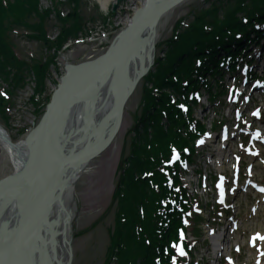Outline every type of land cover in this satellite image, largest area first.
I'll return each mask as SVG.
<instances>
[{
    "label": "trees",
    "instance_id": "obj_1",
    "mask_svg": "<svg viewBox=\"0 0 264 264\" xmlns=\"http://www.w3.org/2000/svg\"><path fill=\"white\" fill-rule=\"evenodd\" d=\"M39 1L0 0V78L15 90L29 73L34 75V94L39 97L32 94L31 101L36 116L44 111L50 97L41 98V94L55 54L84 32L81 0H48L54 10L43 9ZM226 1L231 3L222 6L225 10L222 18L218 11L222 2L196 13L190 25L166 42L165 58L156 59L154 71L144 78L129 153L112 196L116 203L115 228L109 235L104 264H170L175 252L172 243L178 238L176 230L181 227L183 214L167 200H176L184 209L187 205L182 203L184 189L178 179L175 178L173 188L167 185L163 163H167L173 146L179 149L189 146L196 137L188 130L189 124H193L191 109L185 114L176 104L182 100L187 105L188 93L197 91L202 80L206 81L203 87L210 89L208 76L220 74L221 52L232 53L229 42L234 35L251 26V19H264V0ZM60 9H67L66 14L62 15L64 11ZM52 12L58 33L49 40ZM238 13H244L248 26L236 16ZM18 31L25 32L27 41L39 42L53 51V56L42 62L19 59L11 38ZM196 130H203L200 124ZM178 186L180 189H176Z\"/></svg>",
    "mask_w": 264,
    "mask_h": 264
},
{
    "label": "rangeland",
    "instance_id": "obj_2",
    "mask_svg": "<svg viewBox=\"0 0 264 264\" xmlns=\"http://www.w3.org/2000/svg\"><path fill=\"white\" fill-rule=\"evenodd\" d=\"M98 1L81 0V23L83 24L84 32L79 33L78 36L84 38L88 35V38L74 41V43L66 45L60 53L55 54L54 63L47 70L48 75L46 80H44L45 85L41 98L49 96L56 88V83H53V81H58L60 76L63 75L62 70L65 61L75 65L76 63L96 58L105 50L107 44L113 40L114 36L125 27L132 13L143 4L144 0H119L118 2L116 0H107L109 5L106 9L98 5ZM212 2L215 3L216 0H188L175 7L170 14L169 20L167 22H165V19L162 20L161 28L159 29L158 27L157 49L162 51L166 49V42L170 41L171 32L178 25L177 22L180 23L183 20L184 23L189 22L191 20L189 13H194V10L196 12H205L206 9L210 8ZM224 3L228 4L231 2L226 3L224 1ZM40 4V7L53 9L49 2L45 0H42ZM115 4H117V9L113 12L112 8ZM64 11H67V9H64ZM89 28L91 30L90 34ZM49 30L51 38L58 33L53 19L50 21ZM22 34L23 32L20 31L17 34L13 33L11 37L19 59L23 58L27 61L36 59L42 62L44 59L53 56V51H48L39 42L27 41ZM103 35H106L107 38L104 43L102 40ZM144 78H142L124 108L119 131L101 154L90 161L86 170L76 182L74 191L76 210L72 220L73 229L69 241V249L73 251L71 264H104L106 261L110 244L109 235L115 228L114 211L116 203L112 201V196L121 173L120 168L129 153L134 124L136 123V117L139 116ZM34 80V75L29 73V77L22 80L20 88L13 90L12 87L6 85L5 80L3 82L0 78V88L5 89L0 91V124L8 123L7 130L9 135L17 142L22 141V137H20L22 130L30 128L38 120L31 101L36 86ZM228 83L230 81L227 79L226 84ZM4 91L7 92V95ZM34 95L39 97L37 94ZM8 98H10L9 102L7 101ZM202 102L203 107L197 110L196 115L198 119L204 116L203 122L207 126L210 125L211 119L216 118V116L220 117L221 114L227 115L226 120L230 118L231 105L226 97H224L223 101H215L209 104L203 97ZM262 107H264V104ZM107 162L109 166L106 165ZM199 166L205 167L203 160L200 161ZM214 168L216 169V167ZM12 169V163L5 155V152L0 150V179L9 175ZM199 193L202 194L204 191H199ZM202 228H205V226H202ZM192 233L197 237L200 236L198 229H194ZM204 237H200L199 240L202 241ZM195 255L201 257L205 254L204 251L198 250Z\"/></svg>",
    "mask_w": 264,
    "mask_h": 264
},
{
    "label": "water",
    "instance_id": "obj_3",
    "mask_svg": "<svg viewBox=\"0 0 264 264\" xmlns=\"http://www.w3.org/2000/svg\"><path fill=\"white\" fill-rule=\"evenodd\" d=\"M116 1L118 2L119 0ZM185 1L186 0H145L144 5L134 12L127 27L115 36L104 53L97 56V58L86 62H81L75 65L65 64L63 70L64 76L59 80L56 89H54L43 115L36 123H34L30 130L25 134L23 142L20 143V152L23 153H18V144L10 141L7 131L0 125V141L4 142L9 148H11L12 152L18 153L19 169L16 174H19V182L23 185V188H25L27 192H31L33 197L32 199L31 195H27L29 197L26 198L27 203L32 202L35 208L33 216L34 221L32 222L31 220L29 207L28 209L25 208L19 212V215L21 214L20 217L22 218L21 227L24 229L22 236L23 244L20 248L21 252L19 254L26 251L25 259L26 257L28 258V255H32L34 250H24V247L28 246L29 248L31 245L34 246L38 236V239L40 238L42 242L41 251L43 258L46 261L45 264H53L49 250L46 247L47 240L43 238V236L41 238L40 234L43 225H46L47 215L46 210L43 211V208L39 203L43 198H47V200L44 201L47 204L54 203L55 199L59 200L60 193L64 190L67 184L66 181L65 186H63V181H65L66 177L68 180L69 172L65 173L64 176H58L54 179L58 183L56 186H52L48 188V190L44 189L49 185L48 182L51 177L53 178L58 167L62 164H66L63 163V160L66 159L68 147L72 150L70 156L66 159L71 163L68 170L74 169L73 171L77 174L75 175V179H77L86 164H88L91 159L100 155L105 147L111 143L121 127V125H119V120L122 117L126 102L132 96L134 89L152 65L153 58L151 59V55H153V47L149 46V49L147 50L150 59L146 63V58H144L143 53L144 49H146V44L150 41L152 34L161 19L168 16L175 7L183 4ZM116 9L117 4L113 6L112 11L114 12ZM146 31L147 34L144 35L145 45H142L141 50L143 51H141L142 54H140L135 46L136 39L138 38L137 34ZM131 54L134 63L136 64L137 72L134 76L129 75L126 77V67L130 66L132 60L130 57ZM114 64H117L118 67H123L124 71L122 78H126V83L122 85L120 91L115 92L112 96L110 106L102 114H99V117L91 119L89 123L83 126L81 133L86 134V136L81 139L79 145H76L75 142L72 141L74 136L78 137L76 121L78 118L77 113L79 111L80 103L85 102L89 93L93 90L92 87L96 81L95 77L97 79L99 75H103V73L107 72L108 69L102 70L104 67H108L109 65L113 66ZM94 75L96 76L94 77ZM89 78L91 81L89 80V84L81 90V87L84 86ZM66 92H69L71 97L64 102L62 100ZM77 102H79V104L73 106ZM63 104H65L64 108L62 106ZM62 108L63 110L66 109L63 111V120L60 127L61 132L59 138L61 139V142L57 144L55 138L54 140H51L52 151L50 156L46 161H39L37 158L39 154L36 147L38 142L37 135L45 129V126L55 118L56 113ZM114 118L118 121L115 125L116 127L111 135H109V138L103 141L104 137L101 139L104 130L103 127ZM53 135H55L54 132ZM69 141H71V146L66 147L65 145H67ZM33 169L35 170L34 173L32 172ZM36 173L37 175H35ZM16 181L18 182V180ZM58 185H60L59 188H57ZM17 227L19 229L20 225H17ZM8 241H11L10 235L7 238V243ZM4 244H6V239L3 240L1 246ZM67 246L69 247V244Z\"/></svg>",
    "mask_w": 264,
    "mask_h": 264
},
{
    "label": "bare ground",
    "instance_id": "obj_4",
    "mask_svg": "<svg viewBox=\"0 0 264 264\" xmlns=\"http://www.w3.org/2000/svg\"><path fill=\"white\" fill-rule=\"evenodd\" d=\"M143 3V2H142ZM98 5H100L103 9L108 7V1H99ZM144 5V3L141 5V7ZM170 18V15L167 16L165 19L167 22ZM161 22V21H160ZM158 23L159 29L162 26V23ZM157 31L153 32L152 37L150 41L146 44L144 49V58H146V63L150 59L148 55V49L149 46L153 47V55L155 53L156 49V43L159 38V29ZM145 34L146 32H141L137 34V39L135 46L137 47V51L141 53L142 45H145ZM105 42V41H104ZM131 57V62L130 66L126 67L127 70V75L134 76L137 72L136 69V64L134 63V59L132 57V54L130 55ZM151 55V59H152ZM112 65V64H111ZM109 65L108 67H104L102 70H107V72L103 73V75H99L98 78L96 79L95 77V84L92 87V91L89 93L88 98L85 100V102L80 103L79 111L77 113V121H76V127L78 129V137L74 136L73 141L75 142L76 145H79L81 139L85 136L86 134H82L81 131L83 129V126L89 123V121L93 118L99 117V114L103 113L109 106H110V101L112 96L115 94V92L120 91L122 85L126 83L125 79L122 78L123 76V67L119 66L117 64H114L113 66ZM111 66V67H110ZM93 78V77H92ZM91 78V79H92ZM122 78V79H121ZM90 80L87 79L85 82L84 86L81 87V90L85 88L89 83L88 81ZM120 82H119V81ZM91 81V80H90ZM89 81V82H90ZM121 83V84H120ZM120 84V85H119ZM152 85L150 88L151 89ZM80 90V91H81ZM71 97L69 92L65 93V96L62 101L66 102V100H69ZM79 102H77L73 106H77ZM82 105V106H81ZM63 108L65 107V104L62 105ZM63 108L56 113V116L53 120L50 121L47 126H45V129L42 130V132L37 135V151H38V156L37 158L40 160H45L50 156V153L52 151V144L51 140L56 139L55 142L57 144L61 142V139L59 138V134L61 132V123L63 120L62 114ZM123 114L122 117L119 120V125L122 122ZM116 118L111 119L109 123L103 127V132L101 135V139L104 137V140H107L109 138V135H111L112 131L116 127L115 125L117 124ZM142 127V126H141ZM53 132L55 135H53ZM93 133V132H92ZM91 133V134H92ZM85 142V141H84ZM71 141L65 145L66 147L71 146L70 145ZM56 144V143H55ZM21 144H18L17 150L18 153H23L20 152ZM0 150L5 152V155L8 157L9 161L12 163L13 169L11 173L7 176H4L2 179H0V264H45V260L42 256V242L41 239H38L37 236V241L34 246H28L24 247V250L28 249H33L32 255H28V258L26 256V251L19 254L20 248L23 244L22 236H23V231L22 229V218L20 217L21 214L19 215L20 210H23L25 208L28 209L30 208V214H31V220L32 222L34 221V211L35 208L33 206L32 202L27 203V198L29 197L27 195H31V192H27L25 188H23V185L19 182V174H16L19 169V161H18V153L12 152L11 148H9L4 142L0 141ZM68 153L66 155V159L68 156H70V148H67ZM20 155V154H19ZM64 159L63 163L61 166L58 167L56 170V173H54L53 178L49 180V185L47 186L46 189L56 186L58 183L54 179L58 176H64L65 173L69 172L68 180L67 177L65 178V181H63V186H65V182L67 181L66 187L64 190L60 193L61 195L59 196V200L54 201V203H45L44 201L47 200V198H43L40 200V206H42L43 211L46 210V225H43V229H41V238H45L47 240V248L49 250L51 260L53 261V264H68L69 260L68 258V243L70 241V235L72 233V220L74 218V212L76 210V207L74 205V191H75V186L77 180L75 179V172L72 169H69V166L71 163H69L68 160ZM108 165V162L107 164ZM67 166V168H66ZM109 166V165H108ZM86 170V168H85ZM32 172L34 173L35 170L33 169ZM37 175V173L35 174ZM35 177V176H34ZM18 180V182L16 181ZM60 185H58L57 188H59ZM31 198L33 199L32 195ZM49 212V213H48ZM48 213V214H47ZM56 222V224H55ZM17 225H20V228L18 229ZM10 235V240L7 243V238ZM52 235V237H51ZM6 239V244L1 246L2 240ZM55 251V252H54Z\"/></svg>",
    "mask_w": 264,
    "mask_h": 264
},
{
    "label": "snow or ice",
    "instance_id": "obj_5",
    "mask_svg": "<svg viewBox=\"0 0 264 264\" xmlns=\"http://www.w3.org/2000/svg\"><path fill=\"white\" fill-rule=\"evenodd\" d=\"M261 190L264 191V189H261ZM257 238H259V239H261V240H264V236H260V234L257 233V234L252 238L253 242H255V240H256Z\"/></svg>",
    "mask_w": 264,
    "mask_h": 264
}]
</instances>
